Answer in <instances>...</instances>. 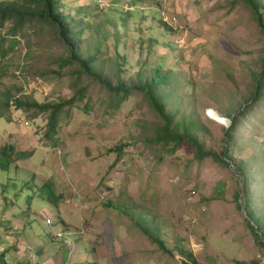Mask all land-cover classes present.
Masks as SVG:
<instances>
[{
	"label": "rangeland",
	"instance_id": "rangeland-1",
	"mask_svg": "<svg viewBox=\"0 0 264 264\" xmlns=\"http://www.w3.org/2000/svg\"><path fill=\"white\" fill-rule=\"evenodd\" d=\"M232 1L62 0L71 15L79 7L88 13L95 32L81 40L101 77L130 87L159 66L168 75L167 109L177 122H195L201 152L215 158H199L185 141L173 150L150 143L162 122L143 92L118 103L77 65L58 68L62 48L48 25L28 24L15 36L9 22L0 27V148L32 153L0 170L6 264H183L182 248L200 264H264V242L236 201L241 179L233 167L241 163L250 174L264 231V35L244 1ZM77 95L48 135L49 112L27 107ZM225 114L233 116L228 127ZM225 147L231 166L220 157ZM44 185L55 206L40 196ZM135 221L151 223L173 254Z\"/></svg>",
	"mask_w": 264,
	"mask_h": 264
},
{
	"label": "trees",
	"instance_id": "trees-1",
	"mask_svg": "<svg viewBox=\"0 0 264 264\" xmlns=\"http://www.w3.org/2000/svg\"><path fill=\"white\" fill-rule=\"evenodd\" d=\"M240 0H233L232 5L235 6ZM244 3L252 10L255 21L260 28L261 32L264 35V17L262 12H264V3L262 0H243ZM63 3L62 0H0V27H3L5 23L9 22L10 27L9 31L12 36H15L16 32L24 29L28 24L37 23L39 25H48L53 39L60 44L62 51L57 58L58 68L62 69L65 66L77 65L78 74H85L95 80H97L102 86H104L109 92L114 94V97L118 100V103L125 101L129 96L131 91L143 92L147 101L158 114L162 124L157 130L155 137L149 140L150 143L156 145L170 146L173 149L177 148L182 142H187L192 145L198 157H214L213 153L201 152L202 146L198 143L197 135L195 130H198L199 127H196V124L193 120L187 122H177L176 112H170L167 109L169 104V94L164 91L163 86L166 83L168 75L160 71V67L157 66L153 69L150 79L141 81L140 77L144 74L138 73L136 79L131 83L130 87L126 86V83L118 81L115 86H112L107 79L102 78L98 73L96 57L94 54H90L82 44L81 36L83 32L90 29V19L87 12H81L85 10L84 7H79L76 9L75 14L71 15L70 12H66L62 9ZM86 8V7H85ZM82 15V18L75 19L76 16ZM84 20H87L88 23H83ZM3 38L0 40V61H3L6 57V51L2 49ZM264 64V61H263ZM114 68L117 74H121V64L117 59L114 60ZM44 74H57L53 70H46ZM257 80V79H255ZM262 85L260 82L256 84V95L257 98L260 95ZM81 93V90H77ZM80 96L72 97L70 100L62 101L60 104H38L36 102H30L27 104L28 108H35L42 112H49L48 115V132L46 133H55V128L57 124L56 116L59 111L62 110L64 106H72L76 99H79ZM11 96H6V101L4 102V107L9 108ZM13 104L16 108H21L23 103L20 99L13 101ZM239 111V110H238ZM235 112L234 116L238 113ZM233 116L225 114L224 118L228 121L227 126L230 125V119ZM232 126V125H231ZM229 139V135H227ZM13 155H16L13 158ZM32 156L31 152L20 151L15 153L14 148L11 146H4L0 148V170L7 172L11 162H14L13 159L25 160ZM220 157L223 163L226 166H229L232 163L231 155L227 154V149L225 147L224 151L220 152ZM233 167L236 169V175L241 179V189L236 194V201L241 202L239 207L242 209L248 218V226L254 236L260 239L261 243L264 242V231L260 225L262 220L261 216L257 214L255 210V201L250 191V178L248 172H246L243 164H233ZM40 196L45 195L48 198V202L55 206V201L57 197H53V192L44 185L40 188ZM137 224V222L135 221ZM253 223V226L250 224ZM137 226L143 231L147 238L153 241L158 249L168 255L173 253L165 247V244L159 237L156 235L157 229L152 227V224L149 223L145 228L137 224ZM179 254L182 257L183 264H200L195 259L194 255L185 250L179 249ZM6 252L3 251L0 253V264H6L5 260Z\"/></svg>",
	"mask_w": 264,
	"mask_h": 264
},
{
	"label": "water",
	"instance_id": "water-1",
	"mask_svg": "<svg viewBox=\"0 0 264 264\" xmlns=\"http://www.w3.org/2000/svg\"><path fill=\"white\" fill-rule=\"evenodd\" d=\"M229 166H231V164H230ZM251 225L253 226V224H252V223H251Z\"/></svg>",
	"mask_w": 264,
	"mask_h": 264
},
{
	"label": "built area",
	"instance_id": "built-area-1",
	"mask_svg": "<svg viewBox=\"0 0 264 264\" xmlns=\"http://www.w3.org/2000/svg\"><path fill=\"white\" fill-rule=\"evenodd\" d=\"M49 224H51V223H49ZM71 237V236H70Z\"/></svg>",
	"mask_w": 264,
	"mask_h": 264
},
{
	"label": "crops",
	"instance_id": "crops-1",
	"mask_svg": "<svg viewBox=\"0 0 264 264\" xmlns=\"http://www.w3.org/2000/svg\"><path fill=\"white\" fill-rule=\"evenodd\" d=\"M70 250H72V249H70Z\"/></svg>",
	"mask_w": 264,
	"mask_h": 264
}]
</instances>
